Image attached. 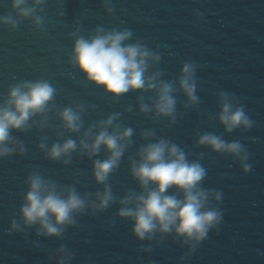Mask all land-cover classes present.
I'll return each instance as SVG.
<instances>
[{
	"label": "water",
	"instance_id": "water-1",
	"mask_svg": "<svg viewBox=\"0 0 264 264\" xmlns=\"http://www.w3.org/2000/svg\"><path fill=\"white\" fill-rule=\"evenodd\" d=\"M112 7L109 13L103 0H46L37 13L45 20L43 34L31 20L21 21L14 31L0 25V103L8 89L23 80H48L57 89L55 107L47 113L43 130L38 116L35 125L29 122V131L12 133L24 144L25 154L0 160V264H56L59 256L54 253L61 245L73 254L71 264H264V0H113ZM5 14L15 17L11 0H0V16ZM98 26L131 30L128 43L141 40L160 54V62L150 67L149 74L159 71L160 79L176 83L175 123L139 111V104L149 103L155 92L129 91L114 99L69 64L74 43L69 33L79 27V34L88 36ZM185 62L197 66L196 105H188L178 87ZM220 92L230 93L245 107L254 122L251 130L225 131L217 119ZM78 104L84 108L83 127L71 133L56 112ZM117 112L120 119L114 123L132 128L133 136L132 146L108 180L116 202L100 212L86 209L61 238L37 237V227H24L19 212L29 174L39 172L58 186H75L90 200L103 191L93 178L92 160L79 147L65 165L47 159L38 145L50 148L68 139L79 145L89 125ZM145 130L154 131V137L145 139L141 135ZM205 133L240 141L250 156V172L244 174L233 157L198 146ZM160 138L178 144L189 160H199L207 169L203 187L223 193L221 203L209 201L223 211L222 223L192 255L175 233L138 241L132 222L117 215L119 200L128 191H140L130 174L131 161L138 160L143 145ZM107 155L102 148L94 159ZM13 220L21 231H9ZM148 248L151 251H144Z\"/></svg>",
	"mask_w": 264,
	"mask_h": 264
},
{
	"label": "clouds",
	"instance_id": "clouds-1",
	"mask_svg": "<svg viewBox=\"0 0 264 264\" xmlns=\"http://www.w3.org/2000/svg\"><path fill=\"white\" fill-rule=\"evenodd\" d=\"M45 3L46 0H11L15 17L11 14L0 16V25L14 31L21 21L31 20L35 29L43 34L45 20L37 13L43 11ZM112 3L113 0H103V6L109 13L114 11ZM79 33V27L69 33V38L74 41L69 57V64L73 68L114 99L129 91L155 92L153 100L139 104V111L143 114L153 112L155 116L168 118L170 123H175L176 83L160 79L162 73L159 71L149 74L150 67L161 60L158 52L151 50L141 40L128 43L133 35L128 29L98 26L88 36ZM196 71L194 63L185 62L177 80L188 105L199 103ZM56 93L57 89L44 79L23 80L8 89L7 98L0 103V160L25 154L24 144L12 133L29 131L38 116L42 117L40 128L43 130L48 121L47 113L55 107L53 101ZM218 107L217 119L227 133L252 129L254 122L247 115L245 107L230 93H219ZM83 111V106L78 104L75 108L58 110L56 115L66 131L79 133L83 127ZM126 111L130 112L131 108ZM119 119L120 113L117 112L106 120L89 125L79 145L72 139L62 144L53 143L50 148L45 143L38 145L47 159L62 161L65 165L71 162L72 153L79 147L81 153L92 160L93 178L103 186V191L96 192L95 200H90L89 194L81 195L75 186H58L44 179L39 172H32L25 180L28 190L23 194L19 209L24 227L36 226L37 237L61 238L67 227L76 224V216L84 214L86 209L100 212L116 202L108 180L118 169L125 151L132 146L133 136L132 128H122L114 123ZM141 135L148 139L154 137L155 133L145 130ZM197 145L207 146L215 153L238 160L244 174H248L252 168L248 163L249 153L238 140L228 142L221 136L205 133L198 138ZM102 148L107 157L94 159ZM137 155L138 160L131 161L130 174L140 191H128L119 200L121 207L117 215L132 222V234L138 241H152L157 234L167 236L175 233L177 238H182V243L189 245L188 255L194 254L209 233L222 223L223 211L211 206L209 201L211 198L217 204L221 203L223 193L204 188L207 169L199 160H189L188 154L178 144L165 138L146 143ZM9 231L19 232L21 225L13 220ZM54 255L59 256L56 264H71L73 259V254L65 245L56 249Z\"/></svg>",
	"mask_w": 264,
	"mask_h": 264
}]
</instances>
